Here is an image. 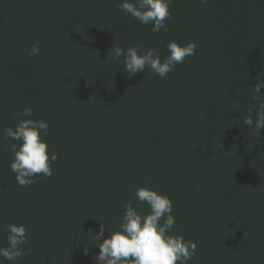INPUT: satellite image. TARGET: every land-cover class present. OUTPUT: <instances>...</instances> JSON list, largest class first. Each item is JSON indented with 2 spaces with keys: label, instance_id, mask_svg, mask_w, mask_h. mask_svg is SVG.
<instances>
[{
  "label": "trees",
  "instance_id": "16d2710c",
  "mask_svg": "<svg viewBox=\"0 0 264 264\" xmlns=\"http://www.w3.org/2000/svg\"><path fill=\"white\" fill-rule=\"evenodd\" d=\"M119 2L0 0V247L23 223L15 264H96L100 222L118 228L126 202L147 212L144 186L172 200V234L197 243L188 264H264V128L244 123L264 79V0H171L158 33ZM170 40L197 48L164 78L107 58L114 43L164 58ZM26 107L58 159L21 187L3 129Z\"/></svg>",
  "mask_w": 264,
  "mask_h": 264
},
{
  "label": "clouds",
  "instance_id": "9594fccd",
  "mask_svg": "<svg viewBox=\"0 0 264 264\" xmlns=\"http://www.w3.org/2000/svg\"><path fill=\"white\" fill-rule=\"evenodd\" d=\"M171 0H120L118 8L129 14L141 24L151 25V31L158 33L166 27L165 21L170 18L169 4ZM207 3V0H201ZM167 55L152 49L139 50L137 46L123 48L113 44L108 51L115 62L123 64L124 71L135 75L143 73L147 68L161 78L182 64L186 57L196 54L197 45L189 42L181 45L170 40L167 45ZM29 57L39 56L40 47L33 44L28 53ZM257 94L253 98L255 104V120L252 115L245 117L244 123L254 127L260 134L264 128V99L261 89H264V79H258L253 88ZM24 119H19L15 127H5V137L18 143L10 144L13 158L10 169L16 174V181L21 187L35 184L36 177L43 175L51 177L53 169L51 162L58 159L55 152L49 154L48 142L42 138L50 125L46 120L32 119L33 111L26 107L20 113ZM135 198L140 204H146L148 211L141 213L132 203L123 205L124 213L118 228L110 230L100 222L99 231L94 233V245L99 247L95 255L96 264H188L196 255L197 243L186 240L183 235L172 234L176 223L173 215L172 200L163 193L149 187H138ZM98 221V220H97ZM105 229L109 235L105 238ZM7 246L0 247V257L15 264L18 258L25 255L21 247L28 241V229L23 224L9 223L6 225ZM102 240V242H101ZM88 248H85L87 254Z\"/></svg>",
  "mask_w": 264,
  "mask_h": 264
}]
</instances>
